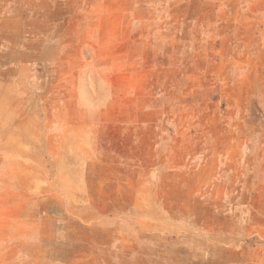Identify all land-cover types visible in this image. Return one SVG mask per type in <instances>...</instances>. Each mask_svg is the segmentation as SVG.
Instances as JSON below:
<instances>
[{"label": "rangeland", "instance_id": "obj_1", "mask_svg": "<svg viewBox=\"0 0 264 264\" xmlns=\"http://www.w3.org/2000/svg\"><path fill=\"white\" fill-rule=\"evenodd\" d=\"M0 264H264V0H0Z\"/></svg>", "mask_w": 264, "mask_h": 264}]
</instances>
